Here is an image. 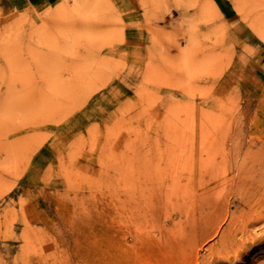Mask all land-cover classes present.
Listing matches in <instances>:
<instances>
[{"label": "rangeland", "instance_id": "374dc122", "mask_svg": "<svg viewBox=\"0 0 264 264\" xmlns=\"http://www.w3.org/2000/svg\"><path fill=\"white\" fill-rule=\"evenodd\" d=\"M1 1L0 264H203L264 179V0Z\"/></svg>", "mask_w": 264, "mask_h": 264}, {"label": "bare ground", "instance_id": "6f19581e", "mask_svg": "<svg viewBox=\"0 0 264 264\" xmlns=\"http://www.w3.org/2000/svg\"><path fill=\"white\" fill-rule=\"evenodd\" d=\"M86 1L72 0L71 8H66V6L61 4H55L53 7L54 11L59 13V20H62L67 13L80 11ZM57 22L59 21L57 20ZM58 25L59 23L56 24V26ZM5 38L8 39V37ZM235 171H237L238 179L237 182L235 180L236 186L234 184V188L233 186L232 188L236 192L235 202L238 205L230 214L227 228L221 235L218 247L216 249L209 248L208 256L202 260L203 264H250V261L238 262L243 260L244 257H247L250 250L258 247L264 241V225L260 233L252 231L257 224L261 222L264 224V202L260 199L263 193L261 185H264V179L260 181L258 178L260 172L254 167L246 169L238 168ZM217 230H212L213 232L210 234V237L216 236ZM196 261L198 260L196 259ZM259 264H264V261Z\"/></svg>", "mask_w": 264, "mask_h": 264}, {"label": "crops", "instance_id": "0c3cea01", "mask_svg": "<svg viewBox=\"0 0 264 264\" xmlns=\"http://www.w3.org/2000/svg\"><path fill=\"white\" fill-rule=\"evenodd\" d=\"M58 0H2L1 4H12L13 7L17 8L19 5L23 6L25 4H29L32 6H40L42 4H51L57 2ZM3 6V5H2Z\"/></svg>", "mask_w": 264, "mask_h": 264}]
</instances>
